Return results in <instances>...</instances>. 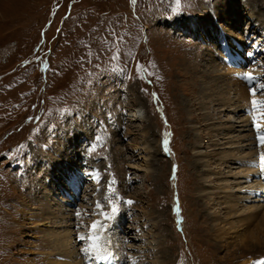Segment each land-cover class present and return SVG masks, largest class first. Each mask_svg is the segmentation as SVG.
I'll return each instance as SVG.
<instances>
[{"label": "rangeland", "instance_id": "1", "mask_svg": "<svg viewBox=\"0 0 264 264\" xmlns=\"http://www.w3.org/2000/svg\"><path fill=\"white\" fill-rule=\"evenodd\" d=\"M248 1L0 0V264L55 262L59 252L47 234L62 227L56 222L60 217L51 219L43 199L58 206L62 193L70 196L54 183L65 184L66 167L80 175L78 197H67L66 212L75 216L80 206L93 207L104 225L103 238L109 235L114 241L113 234L122 233L114 247L125 259L122 263L116 256L120 264L129 262L128 254L137 256V264L264 260V244L245 250L239 237L216 240L209 212L224 215L218 206L221 192L211 195L203 180L207 172L216 177L226 172L219 152L228 148L226 157L234 150L229 147L233 139L213 136L218 133L214 129L236 119L215 101L224 85L205 90L214 78L228 76L224 60L215 67L207 57L220 51L215 43L219 23L243 38L241 81L245 84L250 73L256 92L264 94L256 84L264 83V63H258L263 54L249 57L257 51L249 42L262 33L248 25L243 5ZM254 1L255 15L264 22V0ZM231 2L234 12L224 9ZM209 10L216 17L212 27L189 31L198 19L213 16ZM235 47L228 43L227 50ZM207 100L199 111L197 105ZM136 108L143 110V120H127ZM262 117L263 111L257 120ZM254 129L257 136L264 135V126ZM218 142L224 143L219 150L214 146ZM263 145L257 148L264 154ZM145 155L151 161L147 169ZM194 160L200 164L193 166ZM258 191L248 195L258 200ZM203 194H210L211 201ZM257 212L248 220L251 233L264 228V206ZM92 214L75 217L82 225L72 231L88 233ZM75 243L82 247L83 241ZM81 259L94 264L92 255Z\"/></svg>", "mask_w": 264, "mask_h": 264}, {"label": "bare ground", "instance_id": "2", "mask_svg": "<svg viewBox=\"0 0 264 264\" xmlns=\"http://www.w3.org/2000/svg\"><path fill=\"white\" fill-rule=\"evenodd\" d=\"M225 4H226V8H224V9H227L230 7L232 12H234L235 4H232V2L231 3H225ZM243 5H245L247 7L246 8V10H247L246 17L251 19L248 25L254 26L256 28V30L260 29V33H262L261 39H257V37H256L254 41L249 42V43H253L251 46L254 47L253 48L254 50L255 49L257 50L256 54L252 53L249 55V57H251V56L256 57L260 52L263 54V55L259 54L260 57L264 59V26H263L264 22L261 20V18H259L260 15L259 16L255 15V14H259V11L257 10L258 5L254 0H252L251 2H249V1L245 2ZM209 11L212 13L213 16H209L206 19H198L195 22L194 26L189 28V31L194 32L198 28L206 29V27L210 29L212 27V24L215 21L216 17L213 14L212 10H209ZM187 22L189 23V20H187ZM218 25H219V29L216 33H217L218 38L220 40L216 39L215 43L219 46L220 51H216L214 53V55L212 53H210V55L207 57L209 60L212 58L215 60V62H216V63L214 62V65H216L215 67L222 66L223 65L222 63L225 61V63H227V64L224 67L228 71V76L224 75V76H226L225 79L223 77H221V78H218V80H216L213 77L214 79L208 83L209 85H208V87L205 88V90L210 91L211 89L215 88L216 83H218V82L220 83V86L224 85V87L220 89L218 96H217L215 101L218 103V106H220V108L226 107L225 109L227 110V112L234 115V117H236V119L234 120V122L227 121L228 123H226L222 127L218 128V129H214V131H218V133H214V135L213 134L212 135L213 136H220L222 138H224V136H227V137H225V140H227L226 142H229L230 140L233 139L232 144L229 147L233 148L234 150H233V152L230 153V155H228L226 157H225L224 152L227 151L228 148L221 149L222 151L219 152V153L223 154L224 158L222 159L221 164L224 162L225 169L227 170L226 172H223V173L221 172L222 174L220 176L216 177V176H214V173H215L214 171L213 172H207L206 171L207 172L206 176L205 175L204 176L202 175V176H203V180L204 179L206 180L207 186L213 190V191H210L211 195L213 194L216 196L218 192H221V197H220L221 200L219 201L218 206H219L220 210H223L224 215H221V214L219 215L215 211L209 212L210 213V221L214 225L213 231H214L216 240L223 242L224 240L227 241L226 239H231L234 242V241H236V238L239 237L238 241L245 243V250H249L248 248H251V250H252V249H254V247L256 245L260 246V245L264 244V235H263L264 234V228L258 227L257 229L253 230V233H251V231H250L251 230V224H252L250 222L251 221L250 219L257 216L258 215L257 211H259L260 208L264 206L260 203V202L264 201V183L261 182V178H262V176H264V167L261 166V161H260V156L264 155V154L262 153L261 149L257 148L261 143H260V140L258 139V136L256 135L257 133L255 134L256 131L254 129V128H257V125H260V127L264 126V121H263L264 118L263 117L261 119L257 120L261 116L262 111L264 112V108L260 107L261 102H264V100H263L264 94L260 93L258 91L259 93L256 92V94H259L258 96H256V94L252 95L251 91H250L251 89L249 90V88L247 86L250 83L247 81L244 84V82L241 81L242 78H240V76L242 73V70H241V68H242L241 64L242 63L240 62V60L243 61V56H242L243 53L241 54V44H242L243 38L240 37L239 35H237L236 34L237 31L235 32L232 27H229L228 29H226L227 25H226V27L220 23ZM194 35H195V33H194ZM200 38L202 41H204V38H202V37H200ZM228 43H232V44L236 43L237 47H235L233 49V51H229V50H227ZM259 44H261V46ZM224 51H225V53H224ZM221 59L224 61L221 62ZM258 63H264V61H259V59H258ZM205 65H206L205 67H207V69L210 68V65H208V62H206ZM244 65H246V63H244ZM184 71H186V70H184ZM256 71L257 70L252 72L253 75L255 74ZM208 72H209V70H208ZM220 72H221V70H220ZM204 73L205 72H203L202 74H204ZM194 74L196 75L197 71L196 72L194 71ZM194 79H195L194 77L191 78L190 82L192 84L194 83V81H196ZM219 79H220V81H219ZM221 81H225V82L222 84ZM261 83L262 82L256 81L257 86H259ZM257 89L260 90V88H258V87H257ZM193 91L196 93V87L193 88ZM200 91H202V90H200ZM231 92H233L232 95H231ZM198 96H199V94H198ZM202 97H203V95H202ZM208 98H209V96H208ZM197 99L199 100V98H197ZM253 100H256L258 102V104L255 106V109L253 108V105L251 103ZM208 101L209 100L202 101L199 103V105H197L198 106L197 108H199V111L201 110V107H204L206 105V103H208ZM262 105H264V103H262ZM242 109L244 111H245V109H247V111H248V113L245 114L246 116L244 119H243V115L241 114V112L243 111ZM142 111L140 108H136V111L127 114L126 119L129 121H139V120L142 121L143 120ZM247 111H245V112H247ZM214 114H216V113L214 112L213 114H210L209 120H211V118H212L211 116H213ZM254 116L256 117L255 120L253 119ZM237 119L238 120L240 119V121L237 122ZM237 123H239L240 125H236ZM147 129H148V132L152 131L151 127H147ZM219 131H221V132L219 133ZM234 131H240V133L232 136L231 134H233ZM222 132H225V133H222ZM229 137H230V139L228 140ZM221 140H223V139H221ZM219 141H220V138H219ZM67 142H69L68 145H70L71 143L73 144V142H71V141H67ZM214 146H217L218 147L217 150H219V148L221 146H224V143L219 144V142H218V144H215ZM241 147L243 149H241ZM143 149L144 150L148 149V146L145 144L143 146ZM148 158H149V156L145 155V163L147 164V165H143L144 167H146L145 169H147L148 166L151 164V161H149ZM205 162L207 163V162H209V160H206ZM195 163L197 164V166L200 164V163H197L196 160H194L193 166ZM214 163L216 166V162H214ZM209 164H211V163H209ZM229 165H230V167H229ZM217 168L218 167H216L215 169H217ZM66 169L68 171V174L67 175H66V173L62 174V176H65V180H64L65 184L64 185L63 184H57L58 181L56 179L54 180V183L56 184L55 186L57 187L58 190L65 188L67 190V193L69 192L70 196H68V194H67V196L63 198L64 193H62L60 200L63 199V201L60 202V205H58V206L54 205L53 202L50 203L49 197H48L47 201L43 199V202L48 203V205H49L48 210L50 212L51 219L55 220L56 217H60V218H58L59 221H56V222L58 224L60 223V227H62L61 231H59V232H53V231L49 232L47 234V239L49 240V244L51 245V247L59 252V254L57 256H55V262L54 263L52 262V264H82L81 257H82V254H85L82 251V249L88 248L90 242L87 239L83 240V243L82 244L80 243V245H82V247H79L75 242H77V240H80V239H78L79 236H81V235L87 236L89 234V232L86 231L88 233L83 234V232H81V230H78V231L76 230L74 232L72 230H73V228L77 229V227H79L80 224L82 225V223H79L81 221L78 222L77 220L79 219V217L82 218L85 215H87L88 212L92 211L93 212L92 217L94 218V220H92L90 222V225H92L93 222H98V220L101 218V216L96 213L95 208H93V207L91 208L92 210H89V209L87 210V208H85L84 206H80L81 209L78 212V213H80L79 216H77V214L75 216L74 215L72 216V214L74 212L72 214L69 213L70 211L66 212L64 207L68 203L67 197L70 198V197H72V195H74V198L78 197V196H76L75 193L77 192V188H78L77 181H80L79 171L76 168L66 167ZM57 172H59V169L57 170ZM243 180L246 183L244 182V184H242ZM211 182H214V184H213L214 187H210V186H212V184H210ZM78 183H80V182H78ZM241 189H242V192H240ZM254 189H259L258 192H261V193H258V195H257V197L259 198L258 200H255L253 198V196H251V197L249 196V195H251V193L254 194ZM244 190H246V193H244ZM51 194H53V193H51ZM55 194H56V195H54L55 198L58 199V197H59L58 195L61 194V192L59 194H57V193H55ZM210 194H209V196H206L205 194H203L208 198L209 202L211 201ZM47 196H50V194H48ZM81 196H82V194H81ZM81 196H80V198H81ZM225 198H226V200H224ZM61 213H64V214H61ZM75 217H77V220H76L77 222L75 221ZM248 220H250V221H248ZM260 221H261V225H263V227H264V216L261 218ZM118 222H120V221L117 219L115 221L116 225L119 224ZM241 227H242V229H241ZM104 230H105V228H104ZM123 231H124V229H123ZM119 234H122V233H119V232L115 233L116 236L113 234V237L115 238L114 241L112 240V238L109 235H107L108 238H106V237L103 238L102 243L106 246V248L108 249V253H109L108 259L105 260L103 262V264H120L119 260H121V259H122V263H125V262H123V260H125V259L122 257L120 252H118V250H116L117 251V254H116L115 248H114V247H117V244H116L117 242H115V241H117L118 238L122 237ZM240 236H242V237H240ZM243 237H244V241H242ZM116 256L118 257L119 260L116 258ZM128 256L127 257H128L129 262L126 264H137V261H136L137 256L132 255V254H128ZM93 261H94V264H98V261L94 257H93ZM142 262H143V259H142Z\"/></svg>", "mask_w": 264, "mask_h": 264}, {"label": "snow or ice", "instance_id": "3", "mask_svg": "<svg viewBox=\"0 0 264 264\" xmlns=\"http://www.w3.org/2000/svg\"><path fill=\"white\" fill-rule=\"evenodd\" d=\"M133 3H135V0H132ZM116 57H113V59H115ZM246 79L248 80L249 83H251L255 77H253L250 73L245 74ZM259 88L261 90H264V83H261L259 85ZM251 94L255 95L256 94V88L253 87L251 90ZM253 108L255 109V106L258 104V102L256 100H253L252 102ZM264 103V102H261ZM253 119L255 120L256 117L254 116ZM260 125H257V128H259ZM258 139L260 140L261 144H264V135H258ZM165 146H167V140H165ZM260 161H261V166L264 167V155L260 156ZM128 204L133 203L132 201H127ZM100 207V204H97V208ZM112 212L115 213L116 212V208L113 207L112 208ZM80 213H77V216H79ZM85 227L89 228V234L87 236H79L78 239L80 240H85L87 239L90 243H89V247L88 248H84L82 249V251L85 254H89L92 255L97 261L98 264H103V262L105 260L108 259L109 253H108V249L106 248V246L102 243L103 237L100 235V230L103 229L104 225L100 222H93L92 225H86ZM255 264H264V260L261 261H257L255 262Z\"/></svg>", "mask_w": 264, "mask_h": 264}]
</instances>
